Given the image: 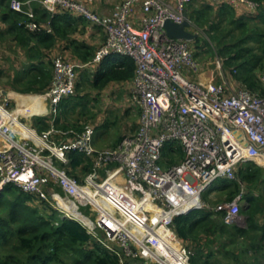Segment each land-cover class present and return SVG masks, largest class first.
Listing matches in <instances>:
<instances>
[{
	"label": "built area",
	"instance_id": "1",
	"mask_svg": "<svg viewBox=\"0 0 264 264\" xmlns=\"http://www.w3.org/2000/svg\"><path fill=\"white\" fill-rule=\"evenodd\" d=\"M135 1L124 0L103 16L78 0H10V8L28 18V30L51 29L49 20L44 26L35 22L37 4L51 16L67 12L83 18L101 28L106 39L89 62L54 58L48 129L38 132L7 101L0 102V193L13 185L38 207L77 221L117 255L118 264H191L186 245L173 230L174 218L209 208L223 212L226 224H241L239 212L246 203L242 182L234 198L213 206L203 194L220 180L237 181L241 164L253 162L264 170V95L224 71L220 59L223 82L198 80L202 71L194 39L167 36L164 21L181 23L188 17L187 7L203 0H138L139 25L130 20ZM209 2L227 4L245 16L260 8L255 0ZM189 21L188 30L195 33ZM110 54H125L134 62L131 80L113 84L127 85L139 120L135 132L115 147L97 150L93 124L76 131L54 123L62 99L74 93L77 70L92 68ZM169 143L181 146L183 158L164 165L162 151ZM69 150L92 157V169L79 177L69 175Z\"/></svg>",
	"mask_w": 264,
	"mask_h": 264
},
{
	"label": "trees",
	"instance_id": "2",
	"mask_svg": "<svg viewBox=\"0 0 264 264\" xmlns=\"http://www.w3.org/2000/svg\"><path fill=\"white\" fill-rule=\"evenodd\" d=\"M255 1L260 3V8L254 15H239L227 4H218L214 8L209 3H203L192 10H189L190 4L187 15L193 25L202 29L205 35L200 34L195 41H201L208 46L209 40H216L218 46L214 54L221 60L224 71L231 72L251 92L264 95V85L261 82V74L264 73V0ZM0 7V16L8 24L9 32L22 47L32 51L31 57L37 55L35 49L29 48L33 39L36 38L43 47H50L54 43L53 34L25 28L24 23L28 18L12 10L10 0H0ZM34 12V20H46L49 17L40 6L35 7ZM63 18L70 19L77 26L84 22L80 17L72 18L70 13H58L50 18L54 30L56 22ZM193 44L195 46L194 41ZM94 54L95 52L80 62L92 60ZM196 55L198 54L195 51ZM51 70L39 72L43 80L49 79L48 87L53 68ZM90 70L93 77L89 80H86L89 73H77L74 94L60 102V112L54 123L58 128L81 131L88 123L95 127L94 121L98 118L97 111L100 110L96 107L100 94L110 84L130 81L135 66L128 55L110 54ZM85 84H89L96 91L90 92L86 88L80 90ZM24 91L37 92L28 88ZM112 116L110 114L109 118L106 117L101 125L102 135L111 127H116V119ZM50 124L49 117H38L32 122L38 132L48 129ZM120 135L112 147L125 136ZM67 154L70 159L66 166L69 175L79 177L78 173L83 174L92 169V157L74 150H69ZM162 155V164L171 165L183 158V151L179 144L169 143L164 146ZM237 175V181L220 180L219 185L212 186L209 191L220 190L230 200L240 191L239 182H242L247 202L239 212L241 216H245L243 225L226 224L223 221V212H218L213 217V213L217 212L204 209L174 218L173 230L186 247L193 249L191 264H211L210 258L217 255L220 258L215 264H264V170L253 162H247L239 166ZM259 185L263 186L262 192H257ZM41 209L32 204L30 195L13 185H7L1 191L0 264H118L117 255L89 235L77 221L57 218L49 207ZM208 244L209 247L216 245L218 252L215 253L212 249L210 251Z\"/></svg>",
	"mask_w": 264,
	"mask_h": 264
},
{
	"label": "crops",
	"instance_id": "3",
	"mask_svg": "<svg viewBox=\"0 0 264 264\" xmlns=\"http://www.w3.org/2000/svg\"><path fill=\"white\" fill-rule=\"evenodd\" d=\"M78 1L88 3L99 15L106 16L111 14V12L116 9L124 0ZM206 3L211 4L209 0H206ZM211 5L214 8H217L216 5ZM37 6L36 4H33V9ZM55 14L58 13H54L53 15ZM238 14L241 15L240 13ZM48 15L49 17H46V20H35V22L38 25L40 24L41 26H44L47 24L46 22L48 20L50 21V18L53 16H51L49 13ZM77 17L78 16L76 15H72V18L77 19ZM140 18L141 13L139 10V1L136 0L133 3L130 20L135 25H139ZM82 20L84 19L82 18ZM82 23L84 25L86 23V25L91 24L85 20L84 22L82 21ZM83 24H78L79 26H77V23L74 24L70 19L63 18L56 22V29L54 30L53 25L50 23L51 29L49 32L45 30L40 31L53 34L55 36L54 43L50 47H43L40 46V43L36 38L33 39L29 48L35 49L37 55L35 57H31L30 52L32 55V51H28L17 42L15 36L9 32L8 24L4 22L0 16V78H3V82L0 80V101H7L9 107L18 114L21 120L32 124L35 118H43L47 116L49 109V98L47 94L49 88V79L48 81L43 80L39 74L40 71H52L51 68H53V60L58 56L62 58L64 56L68 60H74V62H80L81 59L88 58L90 54L93 53V47L90 45L87 34V31L89 32V27L86 26L84 28ZM91 25L93 27V29H91V35L93 36V39H95L94 34L104 32L101 28L93 24ZM11 50L13 53L10 52ZM50 62H52V65ZM208 70L200 72V75L197 77V79L216 83L215 80L219 76H222L221 72H214L213 68L209 71ZM221 81L223 80L220 79V82ZM27 88L37 90V92L24 91ZM87 90L90 91L89 89ZM67 111L69 112L70 109ZM105 119L106 117L102 118L100 115L98 121L96 120L98 125L95 123V127L97 128H95L93 143L95 140H98V138L100 139V134L103 130L101 125L104 123ZM246 204L247 202L244 203L242 207H244ZM242 218L244 219L243 216ZM244 222L245 219L240 225H243Z\"/></svg>",
	"mask_w": 264,
	"mask_h": 264
},
{
	"label": "rangeland",
	"instance_id": "4",
	"mask_svg": "<svg viewBox=\"0 0 264 264\" xmlns=\"http://www.w3.org/2000/svg\"><path fill=\"white\" fill-rule=\"evenodd\" d=\"M203 3H206V0H203L202 3L201 2L200 3L195 2L189 6V10L196 9V8L200 7ZM81 24H83V23H81ZM86 24L85 25L83 24V26H84V28L86 26L89 27V32L87 31V34L89 37V42H90V45H92V47H93L92 51L96 52L98 47H100L104 43V41L106 39V34H105V32L94 34L95 39H93L92 38L93 36L91 35V29H93V27L91 24H90L91 26L89 24L88 25H86ZM194 28L196 31L195 33L197 34L196 38H198V36L200 34L205 36L203 34L202 29H200L198 27H194ZM194 42H195V51L198 54L195 57L197 58L198 63L201 66V71L208 70V69L211 70L213 68L214 72L217 71V72H221V74H222V71H221L220 66H219V58L216 56V54H214V51L217 49V46H218V45L216 46L217 41L216 40H213V41L209 40L208 46L206 44H203L201 41H199V43H197V41H195V39H194ZM10 52L13 53L12 50ZM63 60L74 62V60H68L64 56H63ZM86 61L89 62L90 60L86 59ZM81 70H83V71H81ZM80 72H86V73L90 74L86 80H89L93 77V74L90 73L91 70L89 67L78 69L77 73H80ZM199 75H200V73L197 75V77H199ZM220 79L223 81L225 80V78L223 76H221V77L219 76L215 80V82H216L215 84H220L221 82H223V81L220 82ZM0 80L3 82L2 77L0 78ZM226 81L228 82L229 79L227 78ZM202 82L206 83L207 81H202ZM83 88L89 89L90 92L96 91V90H93L92 88H90L89 84L82 85L80 90H83ZM102 92L103 93L100 94L101 97H100V100L97 102V106H96L98 109H100L99 111H97V113H98L97 116L100 117V115H101L102 118L103 117L109 118L110 114H113L112 117H114L116 119L115 120L116 121V127L115 126L111 127L110 130L106 134H103V135L100 134V139L98 138V140L94 141L93 146L97 150H105V149L113 148L112 145L117 141V139L119 137H121L120 133L127 135V134H132L135 132V130L137 128L136 126H137V123L139 120V109L135 104H133L130 101V95L128 93L127 85L125 86V85H121V84L120 85L111 84V85H108ZM73 94H71L70 96H72ZM91 95L93 96L94 93H92ZM89 98H91V96ZM0 102H4V101H0ZM8 107H9V104H8ZM98 118L96 119L97 121H98ZM96 120L94 121V123H96ZM96 124L98 125V123H96ZM217 184H218V182H216L213 186H215ZM262 188H263L262 185L257 186V192H262ZM254 194L256 195V193H254ZM203 200L209 206H213L219 202H223V201L227 200V196L222 191L214 189V190H210V191L208 190L207 193L203 194ZM32 204L34 206L38 207L36 203L32 202ZM38 208L40 210H42L41 208H43V207L39 206ZM208 209L209 208H206L204 210H208ZM55 214H56V217L58 218L57 213H55ZM218 214H219L218 212L213 213V217H216ZM242 216L245 219L244 214H242ZM244 219L241 221V224L244 221ZM201 240L206 243V241L204 239H201ZM207 246H208V249L210 251L212 249V251L215 253L218 252V250H219V248H218V250L216 249V245H210V247H209V244H208ZM187 250L189 251L190 258H191V255L193 254L192 247H187ZM219 258L220 257L218 255L216 257H213V258L211 257L209 262H211V264H215L214 262H216V260H218Z\"/></svg>",
	"mask_w": 264,
	"mask_h": 264
},
{
	"label": "water",
	"instance_id": "5",
	"mask_svg": "<svg viewBox=\"0 0 264 264\" xmlns=\"http://www.w3.org/2000/svg\"><path fill=\"white\" fill-rule=\"evenodd\" d=\"M163 27L167 36L170 38L193 40L197 37V34L188 30L190 27V21L188 17H186L181 23L165 20Z\"/></svg>",
	"mask_w": 264,
	"mask_h": 264
}]
</instances>
